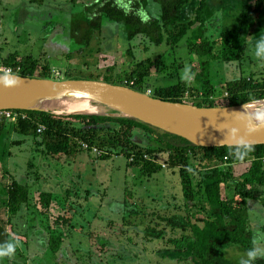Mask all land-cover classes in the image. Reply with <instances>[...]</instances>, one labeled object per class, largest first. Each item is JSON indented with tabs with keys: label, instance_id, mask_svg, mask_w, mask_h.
I'll return each instance as SVG.
<instances>
[{
	"label": "rangeland",
	"instance_id": "1",
	"mask_svg": "<svg viewBox=\"0 0 264 264\" xmlns=\"http://www.w3.org/2000/svg\"><path fill=\"white\" fill-rule=\"evenodd\" d=\"M99 1L34 0L37 6L41 3V10L33 11L30 7L25 9V3L30 4L26 0H0V46L5 48L6 44L10 51L33 56L39 65L37 78L45 67L50 69L52 80L57 77L55 73L60 72L62 80H70L68 77L95 80L101 76L100 81H104L110 75L109 67H114L115 76L126 77L132 72L135 60H156L163 54L144 83L147 93L152 96L158 89L176 85L178 81H186L190 87L198 85L192 68L201 57L189 49L186 40L174 50L153 46L145 51L143 45L137 43L133 54H129L133 47L127 42L125 31L115 27L114 32L110 28L108 32L98 34L96 43L89 49L82 50L80 46L78 50L72 39L71 22L85 18L88 7ZM118 3L120 7L126 6L127 0H118ZM193 3L189 11L199 4V0ZM243 5V0H210L205 15L207 38L219 41L221 32L234 30ZM151 10L157 11L152 6ZM21 21L25 23L19 25ZM259 36H264L261 27H257L250 39L243 62L212 63L210 79L216 90L212 99L218 108L228 103L225 90L228 82L242 75L264 78V57H257L253 51ZM99 37H105L108 43H100ZM178 69L179 74L175 75ZM187 96L190 101L199 100L189 93ZM134 139L143 148L151 146L149 136L143 130L136 131ZM86 147L84 145V152L76 158L54 159L32 138L7 133L0 139L1 222L9 221L8 209L3 204L6 192L15 181L27 184L31 195L29 207L24 208L13 224L20 235L29 238L14 246L8 255H0V264H197L191 252L186 255L169 252L168 239L174 236L170 229L167 240L147 238L145 234L148 226L158 230L165 227L154 213L166 218L185 213L179 170L169 167L168 154L159 156L163 171L144 178L140 170L128 168L130 161L123 156L110 153L101 159L105 152L98 148L91 152ZM236 183L234 181L232 187ZM48 192L53 193L56 201L44 214L40 195ZM125 202H128L127 209L137 208L148 216L144 221L133 219L139 225L137 230L122 222L124 216L130 215ZM251 204L257 249L264 251V188L256 191ZM32 217L34 221H31ZM64 217L69 222L62 224ZM58 235L62 247L55 252L52 242ZM233 254L230 249L228 255Z\"/></svg>",
	"mask_w": 264,
	"mask_h": 264
},
{
	"label": "trees",
	"instance_id": "2",
	"mask_svg": "<svg viewBox=\"0 0 264 264\" xmlns=\"http://www.w3.org/2000/svg\"><path fill=\"white\" fill-rule=\"evenodd\" d=\"M243 1L237 27L221 32L219 41H211L206 36L205 15L210 0H199V4L191 11L189 8L195 0H127L128 7H120L118 0H101L88 7L85 18L72 20V39L78 50L80 46L82 50L89 49L96 43L98 34L108 32L110 28L113 32L115 27L123 28L127 42L133 47L129 54H133L137 43L143 45L145 51L151 50L153 46L174 50L186 40L189 49L201 57L192 68L198 85L190 87L188 82L178 81L176 85L158 89L152 97L200 108H216L218 105L212 99L216 90L210 79L212 63L243 62L257 27L264 31V0ZM151 6L157 11L152 12ZM101 37L99 42L107 44L105 37ZM162 57L163 54L156 60H135L132 72L126 77L115 76L114 67H109L107 72L110 75L104 78V82L148 94L144 83L151 76L152 67L158 65ZM5 64L21 67L20 75L30 78L36 77L39 66L32 57L20 60L12 57ZM178 74L179 69L175 71V75ZM38 78L52 79L50 69L45 67ZM67 79L75 80L70 77ZM100 80L101 76L94 81ZM225 90L228 101L225 107H240L246 101L264 99V78H256L254 74L250 77L242 75L228 82ZM188 93L199 100L191 102ZM18 112L26 118L13 122L0 114V139L7 133L32 138L54 159L76 158L84 152L83 147L86 145L91 152L97 148L105 152L106 155L103 153L101 159L107 158L110 153L123 156L130 161L128 168L138 169L141 176L151 178L163 171L159 156L167 153L169 167L179 170L185 213L169 218L154 213L153 216L158 217L165 227L158 230L148 226L145 234L147 238L167 240V230L170 229L174 236L168 239L169 252L180 255L191 252L197 264H241L249 259L247 253L257 248L256 243H253L256 238L252 227L251 202L256 191L264 188V146H255L254 152L240 162L234 160L228 147H197L185 139L133 119L62 116L40 111ZM41 126L45 130L39 133ZM138 130H143L149 136L151 146L143 148L135 142V132ZM234 181L237 183L232 187ZM30 197V187L18 181L6 192L3 207L8 209L9 221L5 224L0 220V252L9 245L12 251L23 240L27 242L28 235H20L13 224L24 208L29 207ZM55 201L53 193L40 195L44 214ZM125 204L130 215L122 219L124 226L139 229L133 219L144 221L148 216L137 208L127 209L128 202ZM33 218L31 221H34ZM66 222L69 221L64 217L62 224ZM55 237L52 249L58 252L62 240L59 235ZM230 249L234 251L232 256L228 255ZM253 264H264V256L255 258Z\"/></svg>",
	"mask_w": 264,
	"mask_h": 264
},
{
	"label": "water",
	"instance_id": "3",
	"mask_svg": "<svg viewBox=\"0 0 264 264\" xmlns=\"http://www.w3.org/2000/svg\"><path fill=\"white\" fill-rule=\"evenodd\" d=\"M11 76L18 77L19 84L11 89L0 84V112L40 111L55 114L47 110L24 108L23 106L32 101L47 104L61 103L69 98H84L119 114L97 116L133 119L203 148L227 147L222 146L221 141L227 134L228 128L233 125L234 117H228V114H231L233 110L243 108V106L200 108L187 103L163 101L129 87L112 85L104 81H61L21 75ZM211 109L221 110L207 111ZM221 128L224 133L218 130ZM254 144L264 146V133L254 137Z\"/></svg>",
	"mask_w": 264,
	"mask_h": 264
},
{
	"label": "clouds",
	"instance_id": "4",
	"mask_svg": "<svg viewBox=\"0 0 264 264\" xmlns=\"http://www.w3.org/2000/svg\"><path fill=\"white\" fill-rule=\"evenodd\" d=\"M253 51L257 57H264V36H259L254 42ZM0 84L6 88H15L19 84V78L5 74L0 78ZM151 96V95H150ZM221 109H211L208 112H218ZM222 133L224 130L218 129ZM264 133V99H252L243 104V111L234 113L233 125L228 128L227 134L221 141L222 146L231 149V155L236 161H245L255 150L254 137ZM254 244L256 241L254 240ZM12 246L0 252V255H8ZM249 259L241 264H253L255 258L264 256V251L253 248L247 253Z\"/></svg>",
	"mask_w": 264,
	"mask_h": 264
},
{
	"label": "bare ground",
	"instance_id": "5",
	"mask_svg": "<svg viewBox=\"0 0 264 264\" xmlns=\"http://www.w3.org/2000/svg\"><path fill=\"white\" fill-rule=\"evenodd\" d=\"M24 108L43 109L49 112H53L57 115H85V116H97V115H119L114 110H108L101 105L94 104L89 99L84 98H69L61 103H44L32 101L29 104H25ZM243 111V108L233 110L228 117H234V113Z\"/></svg>",
	"mask_w": 264,
	"mask_h": 264
},
{
	"label": "built area",
	"instance_id": "6",
	"mask_svg": "<svg viewBox=\"0 0 264 264\" xmlns=\"http://www.w3.org/2000/svg\"><path fill=\"white\" fill-rule=\"evenodd\" d=\"M21 73H22L21 67L8 66L0 62V77L4 76L5 74L20 75ZM55 74H57L55 80H62V74L60 72H57ZM148 95L150 94L148 93ZM0 114L6 117L9 121H13V122H17L20 118H24V119L26 118V116L23 113H20L18 111H4V112H0ZM44 130L45 127L41 126L39 128V133L43 132Z\"/></svg>",
	"mask_w": 264,
	"mask_h": 264
},
{
	"label": "crops",
	"instance_id": "7",
	"mask_svg": "<svg viewBox=\"0 0 264 264\" xmlns=\"http://www.w3.org/2000/svg\"><path fill=\"white\" fill-rule=\"evenodd\" d=\"M26 1L30 3L29 6H28V4L25 3V6H26L25 9L26 10H29V7L33 11H35L36 9H40L41 10V3H39L38 6H37V4H35L34 0L33 1L32 0L31 1L30 0H26ZM52 1H54V0H52ZM44 5H45V3L43 2L42 6H44ZM39 6H40V8H39ZM24 23H25V21H21L19 23V25H23ZM4 46H6V47L3 48V46H0V62L3 63V64H5L6 61L11 59L12 57H17L19 60L21 58H25V57H32L34 59L33 56L22 55V54H20L19 51H16V52L10 51V49L8 48V46L6 44H4Z\"/></svg>",
	"mask_w": 264,
	"mask_h": 264
}]
</instances>
